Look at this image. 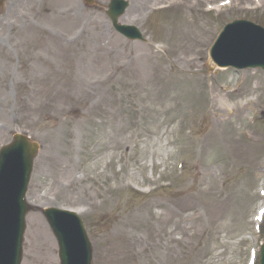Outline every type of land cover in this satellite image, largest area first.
I'll list each match as a JSON object with an SVG mask.
<instances>
[{"label":"rangeland","instance_id":"rangeland-1","mask_svg":"<svg viewBox=\"0 0 264 264\" xmlns=\"http://www.w3.org/2000/svg\"><path fill=\"white\" fill-rule=\"evenodd\" d=\"M128 1L119 22L147 42L113 29L110 0H0V147L18 132L42 145L28 201L80 212L93 264H250L264 72L208 50L235 18L264 26V0ZM23 264H59L42 213Z\"/></svg>","mask_w":264,"mask_h":264},{"label":"water","instance_id":"water-1","mask_svg":"<svg viewBox=\"0 0 264 264\" xmlns=\"http://www.w3.org/2000/svg\"><path fill=\"white\" fill-rule=\"evenodd\" d=\"M127 5L124 0L110 4L109 13L115 25ZM117 27L131 38L137 37L136 29ZM211 56L221 66L264 68V29L246 21L229 24L211 48ZM37 148L26 137L17 135L15 142L1 154L0 264H20L24 216L30 210L24 195ZM45 214L58 239L61 264H91L92 250L81 220L65 211L48 210Z\"/></svg>","mask_w":264,"mask_h":264}]
</instances>
